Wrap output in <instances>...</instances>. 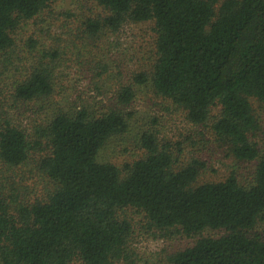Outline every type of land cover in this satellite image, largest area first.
I'll return each mask as SVG.
<instances>
[{
	"label": "trees",
	"instance_id": "trees-1",
	"mask_svg": "<svg viewBox=\"0 0 264 264\" xmlns=\"http://www.w3.org/2000/svg\"><path fill=\"white\" fill-rule=\"evenodd\" d=\"M55 1L0 0V264L134 263L139 228L195 238L167 264H264V240L252 233L264 218V153L253 141V102L264 105V0H88L100 11L90 8L76 26L79 51L147 22L154 49L126 75L100 61L90 96L73 100L55 98V71L74 41L28 37L17 46L14 35ZM140 86L234 159L254 162L249 182L230 174L197 183L205 163L182 164L183 143L155 129L141 132L142 155L125 173L99 161L104 144L128 131L124 108ZM34 155L52 187L30 199L15 187V170ZM211 231L219 233L204 235Z\"/></svg>",
	"mask_w": 264,
	"mask_h": 264
},
{
	"label": "rangeland",
	"instance_id": "rangeland-1",
	"mask_svg": "<svg viewBox=\"0 0 264 264\" xmlns=\"http://www.w3.org/2000/svg\"><path fill=\"white\" fill-rule=\"evenodd\" d=\"M90 8L95 12L100 11L95 3L88 0H57L33 19L22 21L15 31L17 46L28 37L48 46L59 43L66 47L69 40L74 41L75 45L61 52L60 63L55 71L60 84L56 88L60 93L55 95L58 100L90 96V93H84L89 84L88 77L100 61H106L113 68L118 67L126 75L143 69L154 49V34L151 23L147 22L125 30L120 28L116 33L99 40L94 49L89 47L88 50L79 51L76 26L88 16ZM66 12L73 14L67 17ZM253 108L259 123V130L253 141L260 152L264 153V105L253 102ZM124 110L129 114L128 131L123 135L112 136L104 144L99 153V161L114 164L125 173L126 164L142 155L139 145L141 132L155 129L162 139L183 143L182 164L192 158H198L205 163L197 183L221 181L230 174H235L242 184L249 182L254 162L234 159L225 147L213 141L210 132L208 134L204 127L190 126L183 113L173 108L167 109L163 100L148 86L138 87L134 99ZM37 157L34 155L27 164L15 170V187L20 196L30 199L43 197L52 187L39 170ZM139 229L130 241V246L135 251V262L120 260L111 264H167L171 253L191 246L195 240L173 231L154 236L142 233ZM218 233L211 231L204 232V235ZM252 233L258 234L264 240V218L258 222Z\"/></svg>",
	"mask_w": 264,
	"mask_h": 264
}]
</instances>
